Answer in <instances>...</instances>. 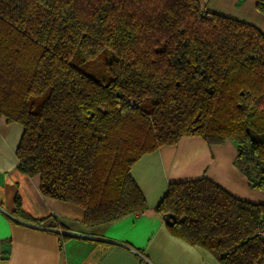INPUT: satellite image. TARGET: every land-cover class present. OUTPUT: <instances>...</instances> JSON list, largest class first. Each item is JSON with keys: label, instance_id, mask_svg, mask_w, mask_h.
<instances>
[{"label": "trees", "instance_id": "16d2710c", "mask_svg": "<svg viewBox=\"0 0 264 264\" xmlns=\"http://www.w3.org/2000/svg\"><path fill=\"white\" fill-rule=\"evenodd\" d=\"M105 49L103 79L72 62ZM0 115L22 126L18 170L89 226L145 210L132 166L185 135L234 142L264 191V32L198 0H0ZM154 210L220 264H264V203L201 176L169 182ZM14 211L35 220L18 197Z\"/></svg>", "mask_w": 264, "mask_h": 264}, {"label": "crops", "instance_id": "0c3cea01", "mask_svg": "<svg viewBox=\"0 0 264 264\" xmlns=\"http://www.w3.org/2000/svg\"><path fill=\"white\" fill-rule=\"evenodd\" d=\"M204 11L255 25L264 32V13L255 0H198ZM22 126L0 115V264H220L207 249L174 235L154 207L171 181L206 176L233 195L264 203V191L248 183L236 166L235 143L208 144L182 136L143 154L131 174L146 208L98 225L83 222V209L43 195L39 177L17 168L15 150ZM24 213L17 216L15 199Z\"/></svg>", "mask_w": 264, "mask_h": 264}, {"label": "rangeland", "instance_id": "374dc122", "mask_svg": "<svg viewBox=\"0 0 264 264\" xmlns=\"http://www.w3.org/2000/svg\"><path fill=\"white\" fill-rule=\"evenodd\" d=\"M111 58L112 52L108 49H105L91 59H83L78 52H74L72 62L83 72L89 74L93 78L103 79L106 77V62Z\"/></svg>", "mask_w": 264, "mask_h": 264}, {"label": "water", "instance_id": "95a60500", "mask_svg": "<svg viewBox=\"0 0 264 264\" xmlns=\"http://www.w3.org/2000/svg\"><path fill=\"white\" fill-rule=\"evenodd\" d=\"M162 218L167 225H171L174 222V215L171 212L165 213Z\"/></svg>", "mask_w": 264, "mask_h": 264}, {"label": "built area", "instance_id": "2783aa9c", "mask_svg": "<svg viewBox=\"0 0 264 264\" xmlns=\"http://www.w3.org/2000/svg\"><path fill=\"white\" fill-rule=\"evenodd\" d=\"M258 235L264 239V221H260L256 227Z\"/></svg>", "mask_w": 264, "mask_h": 264}]
</instances>
